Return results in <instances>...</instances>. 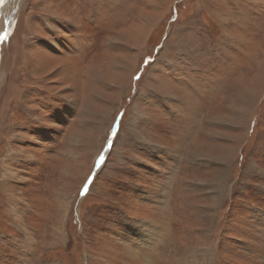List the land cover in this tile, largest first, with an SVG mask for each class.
<instances>
[{"label":"rangeland","instance_id":"obj_1","mask_svg":"<svg viewBox=\"0 0 264 264\" xmlns=\"http://www.w3.org/2000/svg\"><path fill=\"white\" fill-rule=\"evenodd\" d=\"M0 264H264V0H4Z\"/></svg>","mask_w":264,"mask_h":264},{"label":"bare ground","instance_id":"obj_2","mask_svg":"<svg viewBox=\"0 0 264 264\" xmlns=\"http://www.w3.org/2000/svg\"><path fill=\"white\" fill-rule=\"evenodd\" d=\"M133 224H135V226H128V231L135 236V239L137 241L140 240V242L142 241H146L147 239H154L155 237H153V235H148L147 231V227L145 225L142 224H138L136 222H133ZM149 228V227H148ZM154 228H158L157 225L154 226ZM150 229V228H149ZM155 232V231H154ZM159 232V231H158ZM157 232V233H158Z\"/></svg>","mask_w":264,"mask_h":264},{"label":"snow or ice","instance_id":"obj_3","mask_svg":"<svg viewBox=\"0 0 264 264\" xmlns=\"http://www.w3.org/2000/svg\"><path fill=\"white\" fill-rule=\"evenodd\" d=\"M4 2V0H0V4H2Z\"/></svg>","mask_w":264,"mask_h":264}]
</instances>
